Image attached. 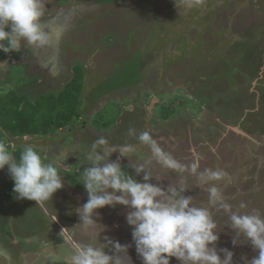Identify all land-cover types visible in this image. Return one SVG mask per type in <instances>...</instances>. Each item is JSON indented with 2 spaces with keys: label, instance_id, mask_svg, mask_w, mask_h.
<instances>
[{
  "label": "rangeland",
  "instance_id": "374dc122",
  "mask_svg": "<svg viewBox=\"0 0 264 264\" xmlns=\"http://www.w3.org/2000/svg\"><path fill=\"white\" fill-rule=\"evenodd\" d=\"M42 2V18L59 15L57 24L51 21L52 39L33 51L12 52L0 70V94L15 92L28 100L59 94L79 66L81 115L70 127L49 134L11 135L0 128V140L13 155L32 147L46 162L62 166L63 178V187L41 207L17 199L7 166L0 170V264H71L75 242L68 237L81 244L129 245L117 253L107 244L104 251L122 264H142L126 222L127 206L95 210L98 225L87 229L75 209L77 202L80 207L87 201L83 171L93 142L101 137L109 147L133 146L128 157L116 151L109 159L119 157L136 180L143 182L144 173L133 167L143 166L153 176L150 183L188 187L182 195L208 206L197 177L161 166L138 136L148 132L164 153L183 164L195 151L200 171L228 173L230 180L215 183L233 211L264 214V0H200L191 9L181 0L177 6L174 0ZM241 202L245 209H239ZM211 210L218 224L217 250L233 251V264H246L258 254L243 237L233 246L227 215ZM62 228H67L64 233ZM77 231L79 239L73 237ZM170 264L180 262L172 257Z\"/></svg>",
  "mask_w": 264,
  "mask_h": 264
},
{
  "label": "clouds",
  "instance_id": "9594fccd",
  "mask_svg": "<svg viewBox=\"0 0 264 264\" xmlns=\"http://www.w3.org/2000/svg\"><path fill=\"white\" fill-rule=\"evenodd\" d=\"M174 2L177 6V0ZM181 3L186 9H191L200 0H181ZM45 6L42 0H0V51L18 52L25 43L36 47L48 45L49 37L40 24ZM4 64L0 63V66ZM129 134H133L132 129ZM138 139L151 147L154 158L161 166L196 176L199 181L197 186L208 193V206H197L192 196L182 195V191L188 187L169 184L165 189L150 183L153 176L143 166L133 167L137 174L144 173L143 182L136 180L122 168L119 157L109 159L116 151L120 156L128 157L127 154L134 151L133 146L109 147L107 139L101 137L93 142L87 154L89 166L84 169L81 181L88 198L76 212L85 229L93 224L98 225L92 218L99 215L95 210L121 204L130 209L125 218L131 226L132 241L142 264H170L172 257L180 264H233V251L228 248L217 250L216 247L218 224L211 210L216 208L227 215V224L235 232L231 241L233 246L243 237L254 251H258L246 264H264V214L256 209L250 212L232 210L222 189L215 183L230 180L228 173L219 168L200 171V155L195 151L189 164L181 163L164 153L148 132H141ZM101 148L102 154L98 151ZM211 151L215 152V149ZM5 166L13 181L12 191L17 199L32 200L43 207L63 187L60 175L62 166L46 162L32 147L23 148L17 160L0 142V170ZM246 207L243 202L239 204V209ZM56 219L54 217L53 221ZM66 229L62 228L61 233ZM102 230L101 227L96 233L97 239ZM107 244H111L117 253L129 247L111 240L100 241L99 245L77 242L73 244L71 264H122L118 256L104 251Z\"/></svg>",
  "mask_w": 264,
  "mask_h": 264
},
{
  "label": "trees",
  "instance_id": "16d2710c",
  "mask_svg": "<svg viewBox=\"0 0 264 264\" xmlns=\"http://www.w3.org/2000/svg\"><path fill=\"white\" fill-rule=\"evenodd\" d=\"M82 79L80 67L75 66L74 74L59 94L42 95L34 100L15 92L0 94V128L11 135H25L49 134L57 128L70 127L81 115ZM0 142L4 143L3 140ZM20 151L13 155L17 160Z\"/></svg>",
  "mask_w": 264,
  "mask_h": 264
},
{
  "label": "flooded vegetation",
  "instance_id": "af4514ba",
  "mask_svg": "<svg viewBox=\"0 0 264 264\" xmlns=\"http://www.w3.org/2000/svg\"><path fill=\"white\" fill-rule=\"evenodd\" d=\"M65 16H68L69 15V12L66 11L65 12ZM51 19L48 20L47 18H42L40 19V24H41V29L48 35L49 37V40L51 41L52 39V31L54 29V24L51 22L52 20L57 24L58 22V19H59V15L56 14L53 18L52 16L50 17ZM57 21V22H56ZM63 28V26H62ZM36 47V46H35ZM33 48H34V45H28L27 43L25 44H22L21 46V49L22 50H32L33 51ZM38 54V53H37ZM12 58V52H8V53H4L3 51H0V63H6L4 64L3 66H0V70L1 69H5L7 67V64L9 62V60ZM79 207V202L76 203L75 205V209L77 210V208ZM62 209L65 208V206L61 207ZM61 208L59 207V210L61 211ZM2 220L0 221V225L2 224ZM5 235H8V231L4 232ZM73 237H75L76 239H79L80 238V232L77 231L75 235H73ZM91 238L93 239V235H91ZM68 240L71 241V242H78L79 240H75V239H72L71 237H68ZM124 258V257H123ZM129 262V261H128Z\"/></svg>",
  "mask_w": 264,
  "mask_h": 264
}]
</instances>
